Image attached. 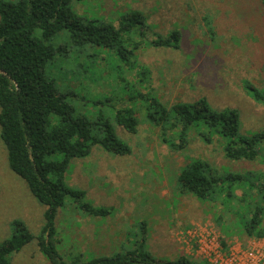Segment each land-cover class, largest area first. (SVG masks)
I'll return each instance as SVG.
<instances>
[{
  "label": "rangeland",
  "instance_id": "1",
  "mask_svg": "<svg viewBox=\"0 0 264 264\" xmlns=\"http://www.w3.org/2000/svg\"><path fill=\"white\" fill-rule=\"evenodd\" d=\"M71 7L79 16L115 27L125 12L136 10L147 20L148 41L175 30L180 33V42L177 49L143 44L137 52V64L146 72L139 83V70H127L113 51L91 45L72 46L65 34L51 40L55 46H63L66 41L68 44L63 57L45 66V74L55 82L58 93H68L77 111L91 115L98 110L92 104L102 102L101 109L109 119L112 109L125 107L133 109L138 120L134 134L115 127L118 138L131 149L129 156H114L94 147L88 157L72 160L65 175L66 184L84 191L86 200L94 206L113 209L108 224L118 225L117 230L128 239L119 242L117 252L107 254L95 247L86 251L83 239L90 236L92 222L67 200L55 222L60 256L68 262L77 255L87 261L132 251L142 237V224L147 235L156 232L151 236L156 249L162 235L166 236L169 243L162 250L169 253L166 258L170 260L185 256L206 264L196 253V243L209 236L224 253L232 248H264V239L243 235L244 221L235 204L238 201L233 203L235 208L229 207L237 211L227 213L224 207L202 204L177 183L180 169L195 159L219 171L237 174L251 171L264 175V162L260 158L227 160L217 137L207 143L189 132L186 146L175 149L174 144L180 145V128L164 127L167 132L163 135L147 119L151 99L169 109L176 103L205 98L213 110H235L242 135L264 132V105L253 101L243 87L249 82L264 90L261 0H73ZM206 20L212 24L213 36L207 34ZM133 82L137 85H131ZM201 131L207 134L209 130ZM258 147L264 153V143ZM235 194L241 197L242 191ZM245 204L243 212L247 211ZM44 212L45 207L34 199L27 184L10 170L0 139V243L12 235L14 221L22 222L32 235L38 236ZM101 220L106 222V218ZM7 259L11 264H48L36 241Z\"/></svg>",
  "mask_w": 264,
  "mask_h": 264
},
{
  "label": "trees",
  "instance_id": "2",
  "mask_svg": "<svg viewBox=\"0 0 264 264\" xmlns=\"http://www.w3.org/2000/svg\"><path fill=\"white\" fill-rule=\"evenodd\" d=\"M72 1L0 0V139L7 152L10 170L27 184L34 199L45 207L44 225L38 236L32 235L22 222L12 223V235L0 243V264H11L7 257L33 241L37 242L48 264H200L185 256L174 260L153 256L146 247L145 224H142V237L132 251L87 261L77 255L69 262L57 251L60 241L56 215L67 200L89 217L106 218L113 212L112 208L93 206L86 200L84 191L66 184L65 175L71 161L88 157L94 147L114 156H129L131 149L118 138L115 127L134 134L138 120L134 110L125 107L112 109L109 119L101 109L104 107L102 102L92 104L98 110L91 115L77 111L69 102L68 93L57 92L55 82L45 74V66L63 57L69 40L75 47L91 45L113 51L127 70H139L138 82L142 83L146 69L137 64V52L142 45L177 49L180 42V33L175 30L165 37L156 36L148 41L149 26L139 11L125 12L115 27L79 16L71 7ZM261 4L264 6V0ZM205 23L207 34L213 36L212 24L207 20ZM60 34L67 37L65 45L50 43ZM243 87L253 101L264 105V90L249 82L243 83ZM150 110L148 122L160 128L163 135L167 132L164 127L180 128L177 138L180 145L174 144L175 149L186 146L189 132L207 143L217 137L227 160L256 161L260 158L264 162V153L258 147L264 143V132L242 135L235 110H213L205 98L176 103L169 109L157 99H151ZM203 128L209 130L207 134L201 131ZM177 183L202 204L224 207L227 213L235 210L229 207L235 208L233 203L238 201L235 203L238 211H235L243 218V235L264 239L262 173H225L195 159L180 169ZM237 190L242 191L241 197L235 194ZM244 202L245 212L242 209ZM223 234L226 236L227 230ZM222 245L225 247L223 241Z\"/></svg>",
  "mask_w": 264,
  "mask_h": 264
},
{
  "label": "crops",
  "instance_id": "3",
  "mask_svg": "<svg viewBox=\"0 0 264 264\" xmlns=\"http://www.w3.org/2000/svg\"><path fill=\"white\" fill-rule=\"evenodd\" d=\"M96 205H98V204H96ZM109 216L106 217L105 223H103V221L101 220V219H105V218H94V217H89V216L86 218L87 221L92 222L91 225L93 228L91 233H90V236L87 239L85 236L83 239L87 242L86 251L91 250V248L95 247L96 251L101 250L100 252H105L107 254L111 253L113 251L117 252L119 242H123L126 239H128V236H126L123 232H120L117 230L118 225L113 226V225L108 224V220L111 219ZM86 220H83V221L85 222ZM119 225H120V223H119ZM155 233L156 232H154L153 234L146 235V247H147L148 251L153 256H155L156 258H166V255L169 253H166L165 249L163 251L162 248L164 246H167V243H169V242H168L166 236L162 235V240L160 242L162 245L160 244L159 247L156 249L155 247H153L154 246L153 241L151 240V238H152L151 236L154 235ZM78 239H80V238H78ZM70 249H72V248H70ZM92 250H94V249H92ZM112 255H114V254H112ZM112 255H110V256H112Z\"/></svg>",
  "mask_w": 264,
  "mask_h": 264
},
{
  "label": "built area",
  "instance_id": "4",
  "mask_svg": "<svg viewBox=\"0 0 264 264\" xmlns=\"http://www.w3.org/2000/svg\"><path fill=\"white\" fill-rule=\"evenodd\" d=\"M215 241L209 236L208 240L196 243V253L206 264H264L263 247L244 250L232 248L224 253Z\"/></svg>",
  "mask_w": 264,
  "mask_h": 264
}]
</instances>
